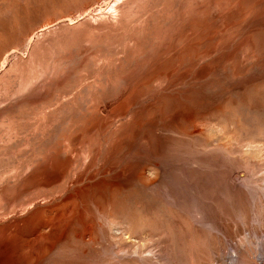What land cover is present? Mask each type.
Wrapping results in <instances>:
<instances>
[{
  "label": "rangeland",
  "instance_id": "374dc122",
  "mask_svg": "<svg viewBox=\"0 0 264 264\" xmlns=\"http://www.w3.org/2000/svg\"><path fill=\"white\" fill-rule=\"evenodd\" d=\"M182 108L231 156L193 153ZM51 175L97 198L95 249L55 264H264V0H0V223Z\"/></svg>",
  "mask_w": 264,
  "mask_h": 264
},
{
  "label": "bare ground",
  "instance_id": "6f19581e",
  "mask_svg": "<svg viewBox=\"0 0 264 264\" xmlns=\"http://www.w3.org/2000/svg\"><path fill=\"white\" fill-rule=\"evenodd\" d=\"M172 118L176 123L184 121L187 124L185 128L177 124L179 127L177 129L179 130H176L182 140H185L184 143L187 142L193 153H222L231 156L230 145L235 142L233 137H218L219 132L217 133L216 131L208 133L204 127L196 125L195 116L186 108L174 112ZM155 125L152 122L148 127L151 130H155ZM142 138L147 140V152L150 158H156L165 148L166 143L164 142L165 144L162 146V141L155 140L148 129L143 133ZM196 138L197 142H195ZM214 142L216 143L213 144ZM242 154L241 158L233 159L234 162L231 163L233 167H229L225 175H232L233 177L235 172L232 173V169H237L239 166L246 167L247 159L252 162L261 161L258 151H243ZM128 167L126 169L127 175H118L121 182H127V180L129 181L136 175H146V169L139 167L138 164L128 165ZM51 177L53 179L51 183L40 182L47 191L37 194L36 198L26 202L15 200L10 203L11 211L8 214L10 216L6 223H0V264H55L56 259H65L66 252L61 254L59 251L57 253L58 256L55 257H53V253H56L59 249L65 251L70 248L72 246V235L75 240L79 241L76 244L78 246H75V248L83 254H88L95 249L97 244L96 225L88 217L92 213V209L89 207L90 203L96 205L95 200L97 198H95L96 195L94 193L96 186L94 184L81 185L84 181L83 175L71 176L68 180H66L65 175H51ZM38 178L34 176L32 180L37 181ZM93 178L94 176H91L88 179L91 181ZM40 199L45 203V206L36 207V203L38 204L37 200ZM12 216H21V218H12ZM75 223H81L82 229L79 230V227V229L75 227ZM25 237L28 240L23 242ZM250 239L249 242L252 241V237ZM85 245H87L88 249ZM64 264L86 263L81 261L80 258H76L72 261L69 260L68 263L65 261Z\"/></svg>",
  "mask_w": 264,
  "mask_h": 264
}]
</instances>
